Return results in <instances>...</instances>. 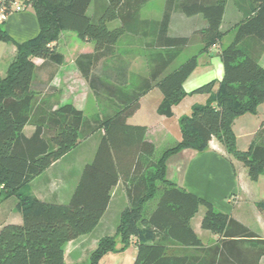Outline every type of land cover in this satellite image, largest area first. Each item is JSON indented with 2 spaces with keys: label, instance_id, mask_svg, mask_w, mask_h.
<instances>
[{
  "label": "trees",
  "instance_id": "1",
  "mask_svg": "<svg viewBox=\"0 0 264 264\" xmlns=\"http://www.w3.org/2000/svg\"><path fill=\"white\" fill-rule=\"evenodd\" d=\"M148 1L31 0L39 30L21 43L0 23V41L16 47L5 75H0V205L13 197L22 216L20 224L6 223L0 228V264H66L64 245L94 229L118 182L124 185L127 205L114 233L99 238L86 264H99L102 256L123 251L131 241L135 246L132 264H259L264 256L263 236L166 177L171 155L184 148L204 151L212 138L246 169L249 180L257 181L264 172V127L257 130L246 151L236 148L231 130L235 117L255 114L264 105V67L259 63L264 53V0H233L242 17L234 25L233 40L219 52L222 78L192 91L207 94L206 101L179 117V141L157 159L152 157L155 147L146 139V126L128 124L126 119L153 88L162 95L158 115L172 117L173 107L186 95L183 83L199 56L208 53L224 34L221 24L228 0H165L160 20L141 18ZM175 11L187 17L200 14L206 24L195 31L201 42L197 52L172 66L192 42V36L168 34ZM113 20L119 26L109 28L107 23ZM65 30L94 42L93 51L80 54L75 63L96 99L109 104L107 114L88 118L71 103L56 104L51 100L53 87L36 79L41 70L49 71L48 78H52L62 64L63 55L51 44ZM126 35L136 37L150 51L149 74L139 76L129 90L125 89L127 71L121 72L119 64L112 75L99 74L104 60L120 62L115 47ZM34 57L42 63L36 65ZM37 84L50 92L40 95L35 91ZM27 125L34 127L30 136L23 133ZM100 130L104 133L93 159L82 168L66 203L44 201L23 191L78 142ZM160 188L155 208L147 212L146 205ZM201 205L205 210L200 227L217 235L209 246H203L190 225Z\"/></svg>",
  "mask_w": 264,
  "mask_h": 264
},
{
  "label": "crops",
  "instance_id": "2",
  "mask_svg": "<svg viewBox=\"0 0 264 264\" xmlns=\"http://www.w3.org/2000/svg\"><path fill=\"white\" fill-rule=\"evenodd\" d=\"M226 9L227 4L225 7L224 16L226 14ZM230 13L232 16H235L233 11H230ZM3 24L5 25V29L3 27L2 28L17 43H21L27 39L33 38L37 35L39 30L37 18L33 10L31 9H26L24 11L11 14ZM170 25L171 19L168 32L170 30ZM204 26L205 23H202L200 24V26L198 25L194 31H197ZM173 36L188 35L179 34ZM126 38L128 40L126 42V49L118 52L120 57H122L120 62L117 61L116 63L111 58L106 59L101 66V72H98L103 77L105 75H112L111 70L113 68L116 69V67L114 66L119 64L117 66H119L118 68L121 70V72H124L125 69L127 71V75L125 78L128 84L133 79H137L139 81V76H147L149 74V67H144L143 65L139 67L137 63L133 62L138 57H142L141 54L143 53L142 51H135V49H132V47L134 46V41L139 42L137 38V40H134V37H131L129 35H126ZM58 40L52 43L51 46H56ZM82 42L86 44L84 48H80L79 50L68 56H64L62 54V64L55 68L52 78H48L49 71L46 72L45 70H41L43 73V78L41 80L47 81L49 84L57 79H63L64 85L72 84L74 80L83 83L81 87L82 90H84L86 97L84 102L80 103L78 99L81 89L74 87L73 90L70 91L69 89L65 90V86H63V89L60 91V97L58 99L56 97V102H53L56 104L71 103L74 106H77L78 109L84 111V106L88 104L89 99H92L91 96H93V92L89 88L84 78L81 76L80 71L76 66L75 60L80 54L92 52L94 44L91 47L89 45L90 40L87 39L82 40ZM212 48L208 53L201 55L202 57L199 56L202 59L197 60L196 68L184 81L183 88L186 95L178 104L173 107L172 117L166 118L158 115L157 106L162 99V95L160 91H158L156 88H153L152 90L146 92L140 98L138 109L126 119V122L128 124L146 126V139L152 142L155 148L156 143L154 137L158 133L161 135H174L176 139L175 141H179L180 128L178 119L182 115H187V110H185L186 107L185 109H180V112L178 114H176V110L177 108L182 106L181 104L184 100H186L187 98L197 97L199 101L198 103L192 102L190 105L188 104L190 112L193 105L203 104L206 101L208 96L207 94L192 93V91L211 80H220L222 78L223 69L221 68L220 71L215 70L216 67L211 61ZM15 52L16 47L13 43L0 41L1 76L5 75L7 66L13 59ZM5 54L8 55L9 62H7L4 67H1L2 60L4 59ZM214 57L216 58L215 55ZM199 66L201 69L198 70ZM123 78V76H120V80H123ZM76 94L78 96H76ZM98 109V103L96 99H94L92 108V112L94 113L93 116L102 114V112ZM246 115L247 114H244L242 116ZM260 127L261 126H259V128ZM259 128L256 127L252 130L251 138H253L254 134ZM103 133L104 131L100 130L85 138L84 140H81L68 153H66L64 156H62L48 168H46L41 173H44V189L39 188L38 190L39 195L42 196H38L36 198L49 202L66 203L70 199L73 189L79 180L82 168L86 163L90 162L93 159L97 144ZM91 138H95L94 141L92 142V144L88 145L86 149H83L81 151L78 159L71 160V162L62 163L64 165L59 166L64 158L69 156V154H71L73 150L78 148L80 145L85 144ZM221 146L222 145L215 138H212L208 144V147L204 151L197 152L196 150L191 148H184L180 152L171 155L167 159V163L169 164H166V177L167 179L176 183L178 187L207 200L208 202L212 203L213 207L217 208L218 211L229 214L232 218L246 225L253 232L264 237V205L260 204L261 202H264V190L255 189L254 184L256 183H251L252 181L247 177V173L246 170L244 171V167L239 162L230 159V156L224 152ZM231 162L233 163L235 172L232 169ZM168 166L169 171L167 170ZM51 170L55 173L56 177L61 180L60 187H58L57 190H52V192L47 187L50 181L47 174ZM41 174L34 178L31 182L39 178ZM263 175L264 172L258 178V180L254 182H258ZM31 182L29 183V185L31 184ZM245 202L249 205L250 208H253V212L258 215V217L260 218V223L254 222L251 219V216L249 219H251L252 222L248 220L249 214H247L245 209H243ZM15 203L16 200L13 197L8 198L3 203H1L0 228L3 224L6 223L20 224L22 222V216L16 209ZM126 205L127 197L124 185L121 182H118L112 189L108 206L94 229L91 232L84 234L72 241H69L64 245V260L66 264H86L89 254L95 248L99 238L114 233L120 213L126 207ZM245 207L247 208V205ZM199 208L196 214L199 212ZM250 208L249 210H251ZM195 215L190 220V225L195 233L199 236V232L196 230V227L192 225V221L195 218ZM200 220L201 218L199 219V222H197V226H200ZM257 227H259V230H256ZM259 264H264V256L261 258Z\"/></svg>",
  "mask_w": 264,
  "mask_h": 264
},
{
  "label": "rangeland",
  "instance_id": "3",
  "mask_svg": "<svg viewBox=\"0 0 264 264\" xmlns=\"http://www.w3.org/2000/svg\"><path fill=\"white\" fill-rule=\"evenodd\" d=\"M164 5H165V0H150L148 1L141 9L140 11V16L143 19H151V20H160L162 17V13L164 10ZM92 7H93V3L90 4L88 10H87V14L91 15L92 13ZM31 10H33L30 7ZM230 11H233L235 16H232ZM242 15L241 13L236 9L235 5H234V1L233 0H228L227 2V9H226V14L223 18V22L221 24V29L224 32L221 40L219 41V43H217V47L216 45L212 48L211 50V61L213 62V65L216 67L215 70H221L222 67V63L221 60L219 58V52L221 50V48H225L232 40L235 34V28L234 25L239 22V20L241 19ZM205 23L204 18L202 17V15L198 14L195 16H191V17H187L185 15H183L182 13H180L179 11H175L172 13V18H171V25H170V30L168 32V34L170 36L173 35H179V34H187L189 37L192 36V42L183 49V51L181 52V54L179 55V57L173 62L172 66L175 64H179L180 62L186 60L188 57L192 56L193 54H195L197 52V50L199 49V47L201 46V42L199 39L198 34L195 33V28L200 24ZM4 29H5V25L2 24L1 25ZM107 26L109 28H114L119 26V21L118 20H113L111 22L107 23ZM134 40H137L136 37H134ZM127 38L126 36L121 37L120 40L118 41L116 47H115V52L118 53L119 51H122L124 49H126V45H127ZM142 41H148L147 39H144ZM54 43V42H53ZM94 44L93 41H90L89 45L92 47ZM133 47L132 49L138 50V51H142L143 54H141L142 57H138L136 60H134L133 62L137 63V65L140 67L141 65H143L144 67H149V61H148V53H150L149 50H145L143 42H135L133 43ZM86 46L85 43L82 42V40L80 38H78L77 34L72 31V30H65L62 32V34L59 35V40L55 46V49L63 54L64 56H68L72 53H74L75 51L79 50L80 48H84ZM89 49V48H88ZM204 55V54H202ZM214 55L216 56V58L214 57ZM201 56V55H200ZM202 57V56H201ZM199 57L198 60H201L202 58ZM9 60L8 55L5 54L4 59L2 60V65L1 67H4L7 62ZM33 61L36 64H40L42 62V59L39 57H34ZM137 61V62H136ZM259 63L261 66L264 67V53L262 54ZM201 69L200 66L198 67V70ZM43 73L42 71L37 72L36 74V79L39 81H43L41 80ZM46 78V76H45ZM138 83L137 79H133L132 81H130L127 86L125 87L126 90H129L133 87V85H136ZM53 87V97L51 98L52 101L56 102V97L57 99L60 97L61 94V90L63 89V86L65 90L69 89L70 91L73 90L74 87H77L78 89H81L80 91V95L78 96L76 94V96H78L80 103L84 102L86 97H85V93L84 90H82V85L83 83L79 82V81H73L72 84H67L64 85L63 79H57L55 81H53L50 84ZM40 86L37 84L35 87V91L39 92L40 95L49 93L50 90L46 89H39ZM157 89V88H156ZM158 90V89H157ZM159 91V90H158ZM92 99H89V102L86 106H84V114L86 117L88 118H92L94 113L92 112V108H93V100L96 99V97L91 96ZM201 99V98H199ZM99 109L102 114L99 116H102L103 113L107 114L109 112L110 106L107 103V101H102L100 99H96ZM192 102H199L197 97H193V98H187L186 100L183 101V103L181 104L182 106H180L179 108H177L176 110V114H178L180 112V109H186L187 112L186 114L188 115L190 113L189 111V105ZM189 104V105H188ZM77 107V106H75ZM259 107V108H258ZM257 107V112L255 114H250V113H246V116H238L235 117L232 120V124H231V130L233 132L234 135V139H235V145L236 148L239 149L240 151H246L249 147V143H250V139H252V130L254 128H259V126L264 127V105L260 104ZM78 108V107H77ZM34 130V127L27 125L23 131V133L26 136H30ZM96 138V136H95ZM95 138H91L90 140H88L85 144L80 145L78 148H76L75 150H73V152L71 154H69V156H67L66 158H64V160L61 162L60 165H64L62 163H67V162H71V160H75L78 159V157L80 156V153L83 149H86V147H88V145L92 144V142L94 141ZM155 143H156V148L154 150V154H153V158L157 159L159 157V155L162 153L163 150L173 146L174 144H176V139L174 137V135H161V134H157L154 137ZM221 148L224 150L225 153H227V151L225 150V148L223 146H221ZM228 154V153H227ZM229 155V154H228ZM233 160H235L233 158V156L231 157ZM166 164L168 165L169 163L166 162ZM167 170L169 171V166L167 167ZM246 169L244 168V171ZM47 176H49V183L47 185L48 189L52 192V190H57L58 187H60L61 184V180L59 178L56 177L55 173L51 171L48 172ZM261 176V175H260ZM251 183H256L255 185V189L257 190H264V175L260 178V180L258 182H254L252 181ZM39 188H43L44 189V173L41 174V176L39 178H37L36 180H34L33 182H31L30 185H28L27 187L24 188L23 191H25V193L31 192L30 194L34 197H38V196H42L39 195ZM162 192V188L159 189V191L156 193V196L154 197V199H152L147 205H146V211H152ZM247 205V208L245 207ZM261 205H264V202H261ZM264 207V206H263ZM249 205L245 202L244 203V207L243 209H245L246 213L249 214L248 220L250 222H252V220L254 222L260 223V218L258 217V215H256L253 212V208H250L251 210H249ZM204 206H200L199 208V212L195 215V218L192 221V225L194 227H196V230L199 232V238L203 243V246H209L211 245L217 238V235L208 231V230H204L202 228H200V226H197V222H199V219L202 216V213H204ZM216 211H218L217 208H215ZM253 212V213H252ZM255 214V215H254ZM251 216V219H249ZM262 227V226H261ZM256 230H259V227H257ZM134 255H135V250H134V241H131V243L128 245V247L126 249H124L121 252H109L107 254H105L104 256L101 257V259L99 260V264H132L133 259H134Z\"/></svg>",
  "mask_w": 264,
  "mask_h": 264
},
{
  "label": "built area",
  "instance_id": "4",
  "mask_svg": "<svg viewBox=\"0 0 264 264\" xmlns=\"http://www.w3.org/2000/svg\"><path fill=\"white\" fill-rule=\"evenodd\" d=\"M31 0H0V23H4L11 14L30 9Z\"/></svg>",
  "mask_w": 264,
  "mask_h": 264
}]
</instances>
